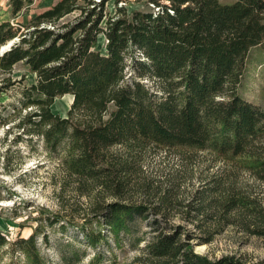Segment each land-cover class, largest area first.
<instances>
[{
    "label": "trees",
    "instance_id": "obj_1",
    "mask_svg": "<svg viewBox=\"0 0 264 264\" xmlns=\"http://www.w3.org/2000/svg\"><path fill=\"white\" fill-rule=\"evenodd\" d=\"M34 1L9 0L13 20L0 23V48L14 41L0 54V95L24 80L13 76L17 63L35 73L22 89L21 107L31 109L18 127L63 152L61 164L81 193L97 186L114 198L101 207L99 225L118 236L143 213L122 198L136 154L149 146L242 157L264 178V109L239 94L250 51L264 47V0H153L156 13L118 7L114 14L105 12L107 0H58L17 20ZM67 94L73 101L62 116L51 107ZM117 146L127 153L112 152ZM178 228L155 234L135 264H247L196 251L198 235L182 237ZM87 230L93 246L106 238L102 229ZM6 250L47 264L35 233L10 239L0 231V264ZM101 261L97 255L95 264Z\"/></svg>",
    "mask_w": 264,
    "mask_h": 264
},
{
    "label": "rangeland",
    "instance_id": "obj_2",
    "mask_svg": "<svg viewBox=\"0 0 264 264\" xmlns=\"http://www.w3.org/2000/svg\"><path fill=\"white\" fill-rule=\"evenodd\" d=\"M57 1L35 0L17 20L26 22ZM118 7L129 13L160 9L153 0H107L105 12L114 14ZM6 19L13 20L9 0H0V21ZM106 43L100 34L98 48L103 52ZM13 76L24 80L0 95V231L10 239L35 233L47 264H95L97 255L102 256L100 264H135L155 234L173 233L180 226L182 237L198 235L191 240L195 250L210 258L230 254L247 264L264 260V178L249 160L189 147L149 146L139 151L122 201L143 205L144 210L115 236L98 224L101 207L114 198L97 186L81 193L78 181L61 164L63 152L51 150L42 136L28 135L18 127L31 109L21 107L22 89L35 83L36 75L17 63ZM143 81L157 91L153 80ZM239 94L264 109V47L250 51ZM72 101L70 94L56 98L51 109L67 116ZM111 151L127 153L122 146ZM51 221L56 222L50 225ZM88 227L102 229L105 240L91 245ZM1 264L29 262L24 254L6 250Z\"/></svg>",
    "mask_w": 264,
    "mask_h": 264
},
{
    "label": "water",
    "instance_id": "obj_3",
    "mask_svg": "<svg viewBox=\"0 0 264 264\" xmlns=\"http://www.w3.org/2000/svg\"><path fill=\"white\" fill-rule=\"evenodd\" d=\"M13 42H14V41H11V42H9L7 45L1 47V48H0V54H2L4 51L8 50V49L12 46Z\"/></svg>",
    "mask_w": 264,
    "mask_h": 264
},
{
    "label": "bare ground",
    "instance_id": "obj_4",
    "mask_svg": "<svg viewBox=\"0 0 264 264\" xmlns=\"http://www.w3.org/2000/svg\"><path fill=\"white\" fill-rule=\"evenodd\" d=\"M200 251L201 250H203L204 249V245L203 244H201L200 246H199V248H198Z\"/></svg>",
    "mask_w": 264,
    "mask_h": 264
},
{
    "label": "crops",
    "instance_id": "obj_5",
    "mask_svg": "<svg viewBox=\"0 0 264 264\" xmlns=\"http://www.w3.org/2000/svg\"><path fill=\"white\" fill-rule=\"evenodd\" d=\"M9 7H10V6H9ZM11 15H12V14H11ZM6 20H9V19H6ZM6 20H2V21H0V23L3 22V21H6Z\"/></svg>",
    "mask_w": 264,
    "mask_h": 264
}]
</instances>
